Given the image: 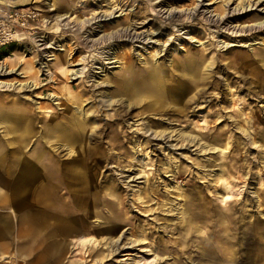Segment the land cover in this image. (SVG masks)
<instances>
[{"label": "rangeland", "instance_id": "obj_1", "mask_svg": "<svg viewBox=\"0 0 264 264\" xmlns=\"http://www.w3.org/2000/svg\"><path fill=\"white\" fill-rule=\"evenodd\" d=\"M27 1L28 4L21 5L34 8L37 19L25 26L26 34L0 49V81L25 85L36 82V85L23 90L15 83L10 89L0 91V95L9 100L24 97L25 104L35 107L36 111L41 110L36 106H41L42 110L52 108L58 113L65 112L64 105L58 103L68 92L64 94L60 84H73L69 90L77 92L80 86L93 83L94 95L98 96L104 88H111L113 93L116 86L106 81H118L127 64L123 57L129 53L140 75L146 73L142 67L155 60L167 75L173 70L172 64L178 72L186 57L200 54H193L196 51L207 54L206 61H199L201 66L218 59L213 64L214 77L203 87L206 95L197 100L196 96L190 98L189 109L183 115L151 114L156 119L165 117L164 123L147 129V133L139 124L145 115L133 117L138 110L134 109L122 133L116 137L119 123L111 120L116 116L107 118V124L105 121L117 105L107 107L105 101L91 104L86 100V111H91V106L102 108L98 112L102 120L97 119L95 128L84 134L89 137L85 146H80L84 139L73 143L72 151L60 143L37 145L34 141L43 136L39 127L41 120L34 122L36 134L31 132L28 144L2 146L5 159L15 167L16 173L19 159L36 161L46 152L53 158L52 167L58 170L54 171L56 175L46 171V178L57 187L59 196L82 197V201H88L84 234L87 237L95 234V238L91 242L82 239V244L74 246L71 253L74 263L264 264V66L247 63L240 57L250 52L264 56V30L249 28L264 20V0H51L52 6L50 0ZM245 6L247 11L242 9ZM109 11L111 14L104 16ZM129 24L137 27L133 31L143 32V43L121 41L122 37H117ZM234 32L244 36L234 37ZM95 37L102 40L95 46L89 42L85 45L86 40ZM230 43L249 45L219 47ZM88 53L90 57L97 54L96 58L101 59L95 65L110 59L117 61L105 64L107 69L104 67L103 71L93 68L96 72L89 78L70 75L72 70L87 68L80 57ZM58 56L66 60L64 82L57 81ZM234 56L240 66L233 67L232 63L223 70ZM217 79L218 86L214 83ZM178 80L170 81L173 84L169 85L175 86ZM239 109L238 115L234 111ZM121 113L118 109L117 114ZM46 114L38 112L41 116ZM189 126L202 142H218L224 151L207 152L202 143L201 150L194 145L173 152L160 141L145 140L155 128L188 131ZM3 127L0 124V129ZM46 136L50 135L46 132ZM216 136L221 140H214ZM0 141H3L2 134ZM134 142L138 144L137 149L133 147ZM225 142L227 145L223 147ZM41 167L42 163L35 166ZM167 168L179 173L170 174ZM71 170L82 171L85 176L76 172L72 176ZM216 173L232 184L233 192L227 198L222 197L226 192L221 179L217 181ZM113 186L116 188L112 189ZM108 190H114L116 197L107 195ZM74 211L78 213L76 205ZM125 217L128 220L123 221ZM19 240L15 238V242Z\"/></svg>", "mask_w": 264, "mask_h": 264}, {"label": "bare ground", "instance_id": "obj_2", "mask_svg": "<svg viewBox=\"0 0 264 264\" xmlns=\"http://www.w3.org/2000/svg\"><path fill=\"white\" fill-rule=\"evenodd\" d=\"M80 1H85V0H80ZM28 3H29V1L25 2L23 5H26ZM49 5L52 6L54 4H52L50 2ZM49 8L51 9V7H49ZM247 8H248V6H245L242 9L247 11ZM52 9H54V8H52ZM110 9H112L111 6H109V10ZM250 9H251V7H250ZM66 14H68V11ZM71 14L72 13H69V15H71ZM110 14L111 13L109 11L104 16L110 15ZM221 20H222L221 22H224L225 19H221ZM81 21H83V23H84L83 19H81ZM160 21L162 22V20H160ZM170 23H171V21H170ZM165 27H166V25H165ZM133 28H137V27L134 26V24H129L128 26L122 28L121 29L122 31H119L117 33V37H119V38L122 37L121 41H130L133 43H143V32H137L136 30L133 31ZM249 28L251 30L256 29L257 31L264 30V20L257 22V24H255L254 26L249 27ZM176 30H178V29H176ZM232 33H233V31H232ZM234 33L235 34H232V35H234V37L244 36L243 33L242 34L236 33V32H234ZM24 34H26V33H24ZM125 37H126V39H125ZM95 38H92L90 40H86L85 45H88L87 42H89V43H91L92 46L93 45L95 46V44L97 45L102 40L101 39L99 41L98 38H96V39ZM112 39H110V40H112ZM105 41H104V43H105ZM108 42H110V41H107V43ZM110 43H109V45H110ZM232 45H239V46L245 45L246 46L249 44H247V43H230V44L221 45L219 47L223 48V49L225 47V49H226ZM107 50H109V49H107ZM196 52L197 53H193V54H198V52H200V54L198 56H194V55L191 56L190 55V56L186 57L182 61V66H180V68L178 69V72L175 71L174 64H172L171 66H172L173 70L171 72H169L168 75L166 74V71H165L164 67L161 66V64L156 65V60L153 61L150 65L148 64V65L142 67L143 71L146 73L140 75V71L137 72V69L134 67L135 64L133 63L132 59H130L132 56H130V53H129L128 55L123 57L124 59H126L125 61L127 62V64L125 63L126 65L122 68L121 73H120L121 76H120V78L119 77L117 78L118 81L111 82L110 79H108L106 81L107 83L109 81V83L116 86V91H114L113 93H111V91H110L111 88H109V89L104 88V89L99 91L98 96L94 95V93H93L94 90H93V87L91 86L93 83H91V84L89 83V85L85 84V86H80L79 87L80 89L77 92H72L71 90H69V89L73 88V86H74L73 84H70V85H67V84L61 85L60 84L59 89H61L63 87V89H61V90H63L64 94L68 92L67 96L63 97L61 102H59V103L57 102L59 105H62V104L64 105L65 112H62V113H58V112H56L57 109L55 110L52 108H45L42 110L41 106H36V108L41 109V110L36 111L35 107L32 108L31 106L25 104L26 99L24 97H22V98L19 97V99H15V100H9V99H5V98L1 97V95H0V124H2L4 126L3 129H0V134H2V136H3V141L2 142L0 141V163L5 161V155H4L5 151L2 149V146H5V144L6 145L28 144L29 141H28L27 137L31 134V132H33L32 134H34V135L36 134V132L33 130L34 129V122L39 121V120H41V122H42L39 125V127L41 128L40 133L43 134V136L41 139L39 138L37 141L36 140L34 141V142H37V145H44L45 146L46 144H49V145L55 144L56 145V144L60 143L61 145L65 146L67 149L71 150L70 148L72 147L71 145H73V143H76L77 141L84 139L82 142H80V146H85V144L88 143L87 140L89 137L86 138L84 134L89 132V130L95 128L93 126V124L96 123L97 119H100L99 118L100 116H98L99 115L98 112L102 109V108L99 109V107L94 108V106H91V109H90L91 111H86L84 108V106L86 105V103H85L86 100H89V102H91V104H97V103L103 104V101H105L107 107L108 106L114 107V105H117V107L115 108V112L113 114L108 113V116L106 114H104V115H106L105 124H107V118H115V116H116L115 119H111L113 122L119 123V126H118L119 131L114 133V135H116V137H118L117 135H120L119 133H122V130L124 128V123L128 119H130L132 116L135 117V116L145 115V117L143 118L141 123L139 122V124L142 125V129H144V128L146 129L144 133H147V129H150L151 127H157V125L161 126V123H164L163 119L165 117L164 118L160 117V118L156 119V118L150 117L151 114L159 116L160 114L161 115H163V114L183 115L184 113H187V111L189 109V105L191 104V102L189 101L190 98L196 96L195 100H197L198 98H200V97L202 98L204 95H206L203 87L205 86V84L207 82H208V84H209V82H211L209 79L214 77L213 70H212L213 64L218 62V59H216V60L211 61V62L208 61L209 62L208 64H204V66H201L202 64L199 61H206L205 57L207 54L204 51H196ZM89 54L90 53L80 57V61L86 62L85 65H87V68L82 67V68H77L75 70H72L70 72V75L75 76V77L89 78V77L93 76V73L95 74V72H96L95 70L93 71V68H97L98 70L103 71L104 67L106 66L105 64H111V63H114L117 61V59H114L111 61L110 58H107L110 60L106 61V62H101L100 65H95V64L99 63L98 62L99 58H96L97 54L93 55L91 57ZM158 54H160V50L158 51ZM103 55H102V57H103ZM193 57H195L196 60ZM240 57L245 59V61L247 63H251V64H260L261 63V65L264 66V56L261 57L258 54L256 56H254L252 54V52H250V54L247 53L246 55H241ZM232 58L233 59H230L223 66V70L230 67L232 63H233L232 64L233 67L240 66L238 64L239 59L237 60V58H235V56ZM69 59H72V57L69 56ZM191 59H193V60H191ZM72 61H74V60H72ZM65 62H66V60L64 59L63 56H58L56 58V65L58 66L57 71L59 72V79H57V81H59V82H64V78L66 79L67 70H66V68H63ZM89 62H91V64H88ZM173 62L176 63L175 60H173ZM70 64L77 65L78 63L77 62H71ZM109 67H113V66H109ZM1 69H3V68H1ZM105 69H107V67H105ZM4 70H6V69H4ZM138 75H140V76H138ZM176 78L179 79L178 83L175 86L169 85V84H173V83H170V81L172 82ZM218 81H219V79H217L214 82L216 86H218V84H219ZM15 83H17V85H21L23 90L26 89V87L31 88V86L33 84L36 85V82L32 83L31 85H29V84L25 85V83L21 84V82L10 83V82H5V81H0V91L10 89L11 88L10 86H12V84L14 85ZM199 85H201L200 88H199ZM76 86L78 87V85H76ZM172 90H178V92L172 91ZM171 91H172V93H171ZM181 91L182 92L185 91V93L184 94L180 93ZM40 93H42V91ZM116 93H117V95H116ZM84 95H89V96L83 98ZM60 96H63V95H60ZM89 102H87V103H89ZM243 104L245 105V103H243ZM43 106H46V105H43ZM88 109L89 108H87V110ZM118 109H120L122 111L121 114H117ZM134 109H138V110L133 113ZM38 112H45V113H47L46 114L47 116L38 115ZM234 112L239 115L241 111L239 109L237 111L235 110ZM132 113H133V115H132ZM35 118H36V120H35ZM100 120H102V119H100ZM150 122H151V124H150ZM89 123H92V125ZM109 127L112 128L115 126L109 125ZM188 128H190V129H188V131L185 128L181 129V130L180 129L175 130V128H172V127L171 128H169V127L168 128H162V129L155 128V129H152L151 131L149 130L150 133L148 132L149 134L147 136V139H145V140H147V141H150V140L160 141L162 144L169 147L171 149V151H173V152H175L176 150H179V149H189L191 146H194V145H195V149L198 146L201 150L200 146L203 144H205L204 147H205V151L208 150L207 152L215 151V150H218L220 152L224 151V149L221 148L219 144H217L218 142L215 144L205 142V141L202 142V138L199 135L193 133L192 127L189 126ZM126 131L127 130H125V132ZM243 131L247 132L248 130L243 129ZM46 132L48 133V135H50L49 137H47V136L45 137ZM37 136H39V135H37ZM93 136L94 135H92L91 137L93 138ZM93 139H96V138H93ZM124 139H123V141H124ZM214 140L219 141V140H221V137L216 136ZM116 141L118 142L117 139H116ZM172 142H175V143H172ZM146 143H148V142H146ZM167 143H170V144H167ZM94 144H97V143H94ZM226 145H227V142H225L223 144V147H225ZM137 146H138L137 142H134V145H133L134 149H137ZM2 150H3V153H2ZM56 151H58V150H56ZM46 154H47L46 152H45L44 156H42L43 153L40 154L39 157L36 158V161L34 159H31V158L25 159L24 157L19 159V160H21V162L18 163V164H20L18 175L23 176V177L35 176V177H39V178H41V180H43L46 177V174H45L46 171L52 172V173H54V171L57 172L58 170H55V168L52 167L53 166V162H52L53 158L48 157ZM57 157H59L58 153H57ZM41 163H42L43 167L36 168V169L33 168V167L37 166L38 164L40 165ZM169 164H171V163H169ZM46 166H49L52 169V171H48V168ZM10 167H11V170H14V168H15L14 166H12V164ZM167 171H170L171 172L170 174L179 173V171L178 172L174 171V169H172V168L171 169L167 168ZM75 172L78 174L84 175V173L82 171L71 170V173L73 174L72 176H76ZM174 176H176V175H174ZM216 177H217L216 178L217 181H218V179H221L222 184L221 183L220 184L223 185V189L226 192L225 194H222V197H224V198L229 197L228 196L229 192H231V191L233 192L232 184H230L227 181V179L225 177H223L220 173H218V174L216 173ZM134 178H131V179H134ZM131 179H129V180H131ZM144 183H145V181H144ZM115 188L116 187H114V186L112 187V189H115ZM88 189H90V185H88ZM40 191H43V188H41ZM105 193H107V195H109L110 197H116V196H114L115 195L114 190H108ZM178 209H179V207H178ZM126 220H128L127 217H125V219L123 221H126ZM94 235L89 236V237L85 236L84 237L85 241L91 242L95 238ZM117 238H119V236Z\"/></svg>", "mask_w": 264, "mask_h": 264}, {"label": "crops", "instance_id": "obj_3", "mask_svg": "<svg viewBox=\"0 0 264 264\" xmlns=\"http://www.w3.org/2000/svg\"><path fill=\"white\" fill-rule=\"evenodd\" d=\"M25 2L0 0V7ZM10 166L8 159L0 163V261H4L0 264H75L71 253L86 236L83 222L88 201L60 197L49 178L19 176Z\"/></svg>", "mask_w": 264, "mask_h": 264}, {"label": "built area", "instance_id": "obj_4", "mask_svg": "<svg viewBox=\"0 0 264 264\" xmlns=\"http://www.w3.org/2000/svg\"><path fill=\"white\" fill-rule=\"evenodd\" d=\"M37 19L34 8L27 6L0 7V49L24 35L28 23Z\"/></svg>", "mask_w": 264, "mask_h": 264}]
</instances>
